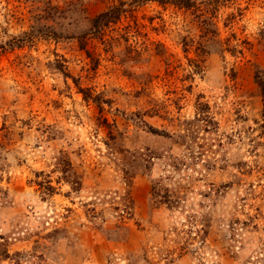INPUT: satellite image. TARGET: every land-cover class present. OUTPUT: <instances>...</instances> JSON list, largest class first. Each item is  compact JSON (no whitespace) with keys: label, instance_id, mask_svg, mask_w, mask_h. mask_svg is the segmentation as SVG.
<instances>
[{"label":"rangeland","instance_id":"1","mask_svg":"<svg viewBox=\"0 0 264 264\" xmlns=\"http://www.w3.org/2000/svg\"><path fill=\"white\" fill-rule=\"evenodd\" d=\"M192 1L0 0V264H264V0Z\"/></svg>","mask_w":264,"mask_h":264},{"label":"trees","instance_id":"2","mask_svg":"<svg viewBox=\"0 0 264 264\" xmlns=\"http://www.w3.org/2000/svg\"><path fill=\"white\" fill-rule=\"evenodd\" d=\"M157 1L160 3L169 2V3L177 4V5H180L183 7H191L194 5L192 0H157ZM208 2H210V3L219 2V0H209ZM68 6L65 9L64 8L59 9L58 7H54L55 8V12H54L55 14L54 15L57 18L64 17V12H65V10L68 9ZM122 11H123V8L120 5H114V6L107 8L106 10L96 14L95 16L91 17V19H89V21H88V26L85 29V31L81 32L78 35L80 42L82 40H84V37L87 34H93V35L100 34L101 31H103V28L108 26L111 22H114V21L119 19ZM85 18L88 19L87 16H85ZM52 29H54V28H52ZM52 33L55 34V33H59V32H57V30H54V31L52 30ZM28 40H31V35L29 32H24L23 36H20L18 38L13 37V39L9 43L13 44V45L20 46L23 42L28 41ZM256 77H257L256 81L260 87V91H261V94H262L263 99H264V80L259 78L258 75Z\"/></svg>","mask_w":264,"mask_h":264}]
</instances>
